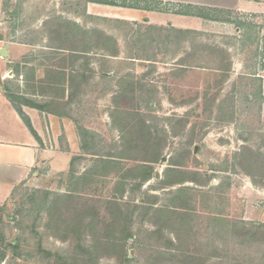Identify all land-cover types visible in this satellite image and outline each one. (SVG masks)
<instances>
[{"label": "rangeland", "instance_id": "rangeland-1", "mask_svg": "<svg viewBox=\"0 0 264 264\" xmlns=\"http://www.w3.org/2000/svg\"><path fill=\"white\" fill-rule=\"evenodd\" d=\"M122 5L151 7L134 0H0V46H36L24 58H0V75L13 66L12 80L24 78L25 92L35 93L33 70L54 65L44 57L55 53L41 48L55 45L83 51L86 60L73 62L80 68L94 63L95 99L105 88L116 93L108 117L119 138H95L94 150L103 154L91 159L86 172L95 173L77 187L93 191L101 217L109 209L104 202L122 198L133 234L127 259L108 251L101 225L92 236L61 223L67 209L46 228L47 201L61 194L53 180L41 189L19 187L0 207V264H264V236L249 243L241 236L264 232V82L255 76L264 61V16L233 21L243 38H182L148 27L149 12L138 15L140 23L103 17L118 15ZM165 7L159 13L185 9ZM94 30L109 38L92 37ZM234 44L236 68L220 48ZM147 172L152 178L144 182ZM154 207L173 211L166 217Z\"/></svg>", "mask_w": 264, "mask_h": 264}, {"label": "crops", "instance_id": "crops-1", "mask_svg": "<svg viewBox=\"0 0 264 264\" xmlns=\"http://www.w3.org/2000/svg\"><path fill=\"white\" fill-rule=\"evenodd\" d=\"M136 1L149 2L151 7L148 10L143 7L121 6L118 9L122 12L118 15L108 12L109 16L104 14L103 17L140 23L138 15L145 11L150 15L146 18L148 22L145 20L146 25L152 29H166L176 32L182 38H201L204 33H214L218 38L235 39L243 38L244 34L243 29L236 26L233 21H241L240 16L244 13L254 14L255 18L264 16V1L262 0ZM163 6L185 9L184 12L176 10V13L171 14L159 13ZM233 14L239 17L236 19L231 16ZM257 25H261V23H257ZM139 36L141 37V35ZM263 43L260 42L261 47ZM19 47L6 48L7 61L19 57L24 58L30 51L29 48L33 49L36 46L28 44ZM237 47L238 45L235 44L234 47L225 45L220 47L221 51L226 52L227 58L229 57L231 60V66L235 68L240 66V62H234L239 57L238 53H234L238 51ZM0 48L2 47L0 46ZM41 49L48 51L46 45ZM259 50H261L260 46ZM53 52L55 55L51 57L54 58L52 67L54 72H49L47 79L55 83L54 86L48 84L46 67L43 65H39L33 70L34 75L31 82H34L36 90L33 94L29 92L28 88V92H25L24 78L23 81L12 80L15 78L13 66H8L1 72L0 207L21 186L32 185L41 189L46 184L52 183L53 180H57V186L60 185L58 191L64 193L67 188V181L63 180L64 176L68 175L72 169L74 174L79 176L91 167V159L95 158L96 154H103L94 150L95 138L105 139V141L111 138L114 139L113 141H117L119 138V133L112 127L111 118L108 117L109 108L114 106L112 98L116 93L105 88L102 91L103 94L95 99L94 86L98 78L95 77L94 63H88L85 68L78 66L59 68L60 66L57 64L63 57H71L78 53L57 49ZM0 63H2L1 60ZM72 63L70 61L69 64ZM27 65L23 63V67ZM256 70V74L254 73L256 78H260L264 82V61L263 65ZM52 76H54V80L50 79ZM103 79L107 80L108 78ZM103 86H106L105 82ZM28 87L31 89V86ZM93 107L102 108L103 114L99 118L91 112L90 108ZM81 112L86 115L81 117ZM114 145L116 149L119 147V144ZM86 192L90 193L89 188L86 189Z\"/></svg>", "mask_w": 264, "mask_h": 264}, {"label": "trees", "instance_id": "trees-1", "mask_svg": "<svg viewBox=\"0 0 264 264\" xmlns=\"http://www.w3.org/2000/svg\"><path fill=\"white\" fill-rule=\"evenodd\" d=\"M136 1V0H134ZM137 2H141V1H137ZM95 3V2H94ZM106 4V3H103ZM110 5V4H108ZM138 6V5H137ZM122 7H130V8H135L133 6H123ZM139 7V6H138ZM137 7V8H138ZM144 9H147L146 7H143ZM78 28V27H77ZM76 28V29H77ZM78 32L84 34L88 33L84 30H80L77 29ZM92 37L94 38H101V39H106L109 38L108 36H106L103 33H99L98 31H92ZM47 50L53 52L55 49L57 50H67L70 51L72 53L76 52L78 53V55H71V57H63L60 62L57 64L58 66H60L59 68H64L68 67V68H75V64H69L70 61L74 62L77 60H86V58L83 57V51H75V50H68L65 48H58L51 45H47ZM55 54H50V56H45L44 58H46V60H53L54 58L51 56H54ZM90 61V59H88ZM144 61L148 60V59H143ZM149 61V60H148ZM44 67H46V80L47 76L49 75V72H54L53 70V64H49V65H43ZM52 78V77H51ZM50 78V79H51ZM49 85L54 86L55 83L48 81ZM22 115V114H21ZM25 120V119H24ZM141 125L146 129L148 128L147 126L144 125V123ZM108 164V163H107ZM73 165V163H72ZM102 167L106 166V163L104 164L102 162ZM98 169H100L99 167H97ZM87 171V170H86ZM83 172L82 174H80L79 176H76L74 174L73 169L68 173V175L70 176L67 182V188L65 190L64 193L61 194H55V197L52 198V200H50L48 203V207H47V218H48V223L46 224V228L49 229V225L52 226L54 223V214H56V216H58V213H62V209L65 210L67 209V211H70V214L66 215L67 217L65 218L66 220L61 221V223L63 222L64 225L69 226L71 228H76V229H86L87 231L90 230L92 233V236L94 234V227L95 226H102V233H101V238L102 240H108L106 246L109 248V250L113 251V253L115 255H117L116 257H118V259H124L126 261L127 256L125 254L126 250H125V243L130 240L133 237V234L130 230L132 222H131V218H130V214L129 215H125L124 211H123V205L124 204L122 202V198H113L112 201H107L104 202L105 204H107L106 206L109 208L106 211V216L104 215L103 217H101V213L97 210H95L94 204H96V201L92 200L93 196L92 193H88L86 194V189H81L78 186V182H82L87 179V176H93L94 173L91 171L88 172ZM104 172V169L101 170ZM147 171V170H146ZM105 173V172H104ZM144 173V172H143ZM142 175L144 176V178H142L144 182H147L149 179L152 178V172H147L145 174ZM91 174V175H90ZM77 181V182H76ZM77 183V184H76ZM76 186V187H75ZM91 191V190H90ZM93 192V191H91ZM47 194L44 192V195ZM84 195L86 196V198H84ZM156 205V204H153ZM94 208V209H93ZM136 205H134V209H136ZM155 208V207H154ZM156 210H163V211H159L162 212L164 215L167 213L172 212V209H168L165 207L164 208H155ZM106 210V207H105ZM167 217V215H165ZM59 218L62 217L61 215L58 216ZM167 220V218H166ZM182 220V219H181ZM184 220V219H183ZM168 221V220H167ZM54 226V225H53ZM261 229L256 230V232H253L252 234L247 231H242L241 232V236L243 237H247L246 239V243H249V241L251 242H257V240H259L263 235L264 236V232L260 231ZM79 232V231H76ZM87 233V232H86ZM240 233V231H239ZM70 234V233H68ZM89 234V233H87ZM251 234V235H250ZM177 237V236H176ZM179 237L176 238V240L179 241ZM256 239V240H255ZM261 240V239H260ZM96 243V242H95ZM261 243L264 244V240H261ZM97 244V243H96ZM125 250V251H124ZM122 252L124 255H122ZM174 252L177 254L179 252H182V256L181 258L185 257L183 256V251L179 250V249H174ZM82 256H78V258H80ZM175 257V256H174ZM6 256H5V252L0 253V262H3L5 260ZM77 258V259H78ZM187 257H185L184 260H186ZM205 258L203 259V261H201V264H204L205 262ZM200 262V261H199Z\"/></svg>", "mask_w": 264, "mask_h": 264}, {"label": "water", "instance_id": "water-1", "mask_svg": "<svg viewBox=\"0 0 264 264\" xmlns=\"http://www.w3.org/2000/svg\"><path fill=\"white\" fill-rule=\"evenodd\" d=\"M6 47L0 48V57L1 58H7V53H6ZM157 175V174H156Z\"/></svg>", "mask_w": 264, "mask_h": 264}]
</instances>
